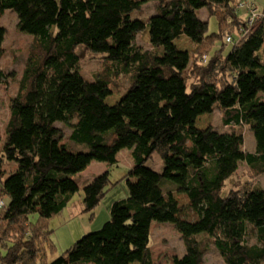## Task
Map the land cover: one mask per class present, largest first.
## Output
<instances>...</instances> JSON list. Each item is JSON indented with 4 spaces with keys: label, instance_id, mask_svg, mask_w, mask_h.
I'll use <instances>...</instances> for the list:
<instances>
[{
    "label": "trees",
    "instance_id": "obj_1",
    "mask_svg": "<svg viewBox=\"0 0 264 264\" xmlns=\"http://www.w3.org/2000/svg\"><path fill=\"white\" fill-rule=\"evenodd\" d=\"M150 1L158 2L155 13L138 18ZM242 1L0 0V18L11 10L17 30L32 40L0 150V179L4 160L17 163L0 190L8 199L0 214V264H154L152 222L179 233L184 254L173 264H203L210 247L224 264H264V190L250 187L264 175V11L254 25L242 21L240 11L249 18L238 9ZM203 8L217 18V33L209 35L208 22L197 17ZM146 32L151 48L145 50L136 38ZM180 36L197 50H178ZM227 37L233 46L225 52ZM3 39L0 27V52ZM80 48L115 72L83 77ZM117 72L129 86L108 105ZM215 112L230 130L196 126ZM245 127L254 151L244 150ZM125 148L133 160L128 197L112 203L100 230L47 261L45 222L79 191L73 177L93 161L116 164ZM153 154L160 172L147 166ZM239 164L251 181L222 196ZM108 183L104 172L82 188V212L93 215ZM34 213L38 220L30 224Z\"/></svg>",
    "mask_w": 264,
    "mask_h": 264
},
{
    "label": "rangeland",
    "instance_id": "obj_2",
    "mask_svg": "<svg viewBox=\"0 0 264 264\" xmlns=\"http://www.w3.org/2000/svg\"><path fill=\"white\" fill-rule=\"evenodd\" d=\"M240 1V0H237ZM245 1V0H243ZM250 10H255V17L258 18L260 11H264V0H252ZM158 2L150 1L142 5L141 9L136 13L138 18L147 19L155 13ZM197 17L202 21L208 22L207 33L215 34L218 31V21L215 16L208 17L206 9L196 10ZM246 14V11H245ZM247 15V14H246ZM239 12L242 21L248 22L247 16ZM17 19L11 10L5 11L0 18V27L4 29V39L1 43L2 51L0 52V71L3 76L0 78V150L4 141V130L9 117V102L15 96L18 88V81L21 77L24 63L31 48V36L21 33L16 28ZM254 25V24H253ZM246 37L247 31H245ZM234 41L239 40L236 33ZM242 38L241 40H243ZM215 43V47H220V40ZM136 43L143 49H150L148 33L140 34L136 38ZM175 45L180 51L194 52L197 50L196 46L191 43L185 36H180L175 40ZM237 43V42H236ZM235 44V43H234ZM233 46L226 44L225 52L229 51ZM80 55L79 72L86 79L93 81L97 74L106 72L107 75L110 70L114 71L113 66L106 67L102 60L93 55L91 51L80 48L78 51ZM115 72V71H114ZM102 75V74H101ZM128 76L123 74H116L111 76L112 94L106 98L108 105H113L118 98L128 88ZM57 127L63 130L65 136H69L70 131L63 127L62 124L56 123ZM196 126L205 128L212 126L214 129L224 132L230 130V127L222 125L220 114L215 112L213 114H206L200 116L196 121ZM244 135V150L254 151V138L249 128L243 129ZM117 163L109 165L104 162H91L83 171L82 175L73 177L74 181L79 187V191L72 197L67 207L61 214L56 215L46 221L47 230L51 231L49 241L52 245V250L46 249V260L52 261L57 257L63 255L66 250L71 248L76 241L81 239L88 233L96 232L110 219V207L113 202L124 200L128 197V187L126 184V174L133 166L131 157V149H122L117 154ZM161 160L157 154H153L151 159L147 162V166L154 171H161ZM238 172L225 181L222 196H225L229 190L235 187H241L246 182H250V174L248 168L244 164H239ZM17 169V163L12 161H3L1 163V171L3 176L0 179V190L4 180L8 174L13 173ZM108 172L109 183L106 187L105 196L101 199L98 206L93 211L82 212L83 205V191L82 188L87 185L94 177ZM250 186V184H249ZM251 188H259L264 190V175H261L251 181ZM5 204L8 199L1 195ZM183 205V201H179V206ZM3 209H0V214ZM38 220L37 214L28 215V222L35 224ZM250 245L255 243L253 237L248 239ZM150 250L153 253L154 264H173L174 258H180L184 254V246L179 233L174 229L173 225L169 223L152 222L150 227ZM0 255H4V250L0 251ZM137 264V263H132ZM203 264H224L220 255L215 248L210 247L208 252L204 255Z\"/></svg>",
    "mask_w": 264,
    "mask_h": 264
},
{
    "label": "built area",
    "instance_id": "obj_3",
    "mask_svg": "<svg viewBox=\"0 0 264 264\" xmlns=\"http://www.w3.org/2000/svg\"><path fill=\"white\" fill-rule=\"evenodd\" d=\"M250 7L251 6L248 5V3L246 1H242L238 4V9L244 10L249 14V18H248L249 24H253L254 22H256L260 18V15L258 16V18H254L256 15L255 10L254 11L250 10ZM226 42L228 44H231L232 43L231 37H227ZM4 207H5V203L3 202V199L0 198V209H3Z\"/></svg>",
    "mask_w": 264,
    "mask_h": 264
},
{
    "label": "crops",
    "instance_id": "obj_4",
    "mask_svg": "<svg viewBox=\"0 0 264 264\" xmlns=\"http://www.w3.org/2000/svg\"><path fill=\"white\" fill-rule=\"evenodd\" d=\"M83 171L81 173H79V175H82Z\"/></svg>",
    "mask_w": 264,
    "mask_h": 264
}]
</instances>
